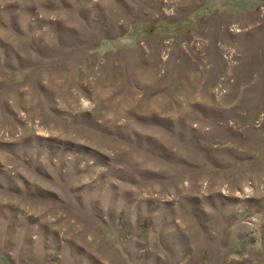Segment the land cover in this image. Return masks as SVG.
Listing matches in <instances>:
<instances>
[{
  "label": "rangeland",
  "instance_id": "1",
  "mask_svg": "<svg viewBox=\"0 0 264 264\" xmlns=\"http://www.w3.org/2000/svg\"><path fill=\"white\" fill-rule=\"evenodd\" d=\"M0 264H264V0H0Z\"/></svg>",
  "mask_w": 264,
  "mask_h": 264
}]
</instances>
